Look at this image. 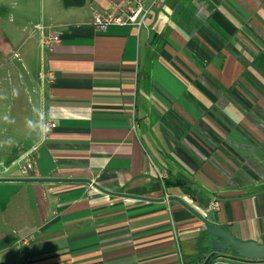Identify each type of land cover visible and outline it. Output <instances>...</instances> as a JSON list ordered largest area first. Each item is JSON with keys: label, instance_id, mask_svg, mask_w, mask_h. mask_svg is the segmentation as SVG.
Wrapping results in <instances>:
<instances>
[{"label": "crops", "instance_id": "0c3cea01", "mask_svg": "<svg viewBox=\"0 0 264 264\" xmlns=\"http://www.w3.org/2000/svg\"><path fill=\"white\" fill-rule=\"evenodd\" d=\"M124 1L0 0V73L31 90L0 125L18 150L0 177L39 179L0 182V264H264L210 259L178 200L264 243V0H164L141 28L96 30ZM28 149L30 176L10 172Z\"/></svg>", "mask_w": 264, "mask_h": 264}, {"label": "built area", "instance_id": "2783aa9c", "mask_svg": "<svg viewBox=\"0 0 264 264\" xmlns=\"http://www.w3.org/2000/svg\"><path fill=\"white\" fill-rule=\"evenodd\" d=\"M164 3V0H125L123 3L113 2L111 7L106 10H97L92 24L96 30L105 32L110 26H136L141 28L147 24V20L152 17L155 11ZM61 38L58 33L50 34L42 39L43 44L52 45L60 42ZM56 123H52L49 127H56ZM29 152L21 154L18 162L24 161L21 168V175L29 177L33 167V160ZM217 204L212 205V209L217 208Z\"/></svg>", "mask_w": 264, "mask_h": 264}, {"label": "rangeland", "instance_id": "374dc122", "mask_svg": "<svg viewBox=\"0 0 264 264\" xmlns=\"http://www.w3.org/2000/svg\"><path fill=\"white\" fill-rule=\"evenodd\" d=\"M41 5V2H40ZM33 27V26H32ZM25 49H23L22 47H20L19 49V54L17 58V60L19 59V61H17L16 63V77L17 79H19V81H21V78L23 76H25V80H30L29 83H36V78L39 77V74L37 75V65L35 63V61L33 60L31 64H26V62L24 61V59L26 58V54L24 53ZM30 65V66H28ZM28 73L30 75H28ZM21 78H20V77ZM8 76H7V72L5 70L4 74L0 73V79L2 81H0V125L1 127H5L7 125V119L9 120V117L11 115V112L13 111L12 109V102H11V97L12 94H14V88L16 90V92H23V94H31V90H25L23 86H20L19 82L16 80L15 84H13L12 80L9 79L8 81ZM23 80V78H22ZM40 80V79H39ZM22 93L20 95H23ZM22 100L18 101V104L21 106L23 104V102H21ZM17 103V102H16ZM25 105H28V108L31 111V114L35 116V119L38 120V117H40V101L35 100V98L31 101V102H27L25 101ZM22 152L19 154V157L15 160L18 161L20 159L21 154L25 153V152H29L30 149L28 150H21ZM14 153V157L17 156L18 150L17 149H10L8 150V152H6V150H0V158H4V161H6L7 159V163L9 161H12L13 158H11L10 155L7 154H13ZM22 163V162H21ZM21 163L17 162V163H9L7 164L5 167H10V172H17L20 170L21 168ZM21 165V166H20ZM204 239H201V242H203ZM213 241V240H212ZM212 241L210 239L207 240V242H203V245L206 247V251H209V253L211 252V257L216 256L217 254H224V255H229V256H237L236 252L233 250H228V251H223V252H218V253H213L212 250ZM210 257V258H211ZM245 260V259H243Z\"/></svg>", "mask_w": 264, "mask_h": 264}, {"label": "water", "instance_id": "95a60500", "mask_svg": "<svg viewBox=\"0 0 264 264\" xmlns=\"http://www.w3.org/2000/svg\"><path fill=\"white\" fill-rule=\"evenodd\" d=\"M39 179H29V178H5L0 177V182L8 181H35ZM183 203L188 209L193 211L204 223L208 229L209 234L214 237L212 241L213 252H223L228 250H233L236 252L238 258L260 261L264 260V243H259L256 241H241L234 237L232 232L225 227L218 225L214 221L213 209L207 211L206 216H202L189 205H187L181 199H178Z\"/></svg>", "mask_w": 264, "mask_h": 264}, {"label": "trees", "instance_id": "16d2710c", "mask_svg": "<svg viewBox=\"0 0 264 264\" xmlns=\"http://www.w3.org/2000/svg\"><path fill=\"white\" fill-rule=\"evenodd\" d=\"M166 183H168V181H167ZM176 183H178V184H182V185H183L185 182H183V181H181V180H177ZM213 253H217V252H213ZM219 255H221V254H217L216 256H213V257H218ZM213 257H211V258H213ZM211 258H210V259H211ZM210 259H209V260H210Z\"/></svg>", "mask_w": 264, "mask_h": 264}, {"label": "bare ground", "instance_id": "6f19581e", "mask_svg": "<svg viewBox=\"0 0 264 264\" xmlns=\"http://www.w3.org/2000/svg\"><path fill=\"white\" fill-rule=\"evenodd\" d=\"M245 260H247V259H245ZM254 261V260H253Z\"/></svg>", "mask_w": 264, "mask_h": 264}]
</instances>
